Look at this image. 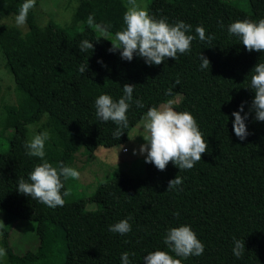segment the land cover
Masks as SVG:
<instances>
[{"label": "trees", "instance_id": "16d2710c", "mask_svg": "<svg viewBox=\"0 0 264 264\" xmlns=\"http://www.w3.org/2000/svg\"><path fill=\"white\" fill-rule=\"evenodd\" d=\"M248 1L249 11L230 0H151L148 13L157 20L164 18L170 25L183 21L194 36L195 28L203 26L206 36L215 38L208 43L197 36L188 53L149 66L135 54L127 61L120 50L109 52L111 42L86 23L91 15L112 34L123 30L124 0H78L70 22V27L78 23L73 32L52 20L39 25L32 10L22 32L1 20L16 16L24 0H0V50L21 91L16 104L5 106L4 128L11 127L12 133L8 149L0 152V206L5 212L0 233L9 260L51 264L59 241L61 259L56 264H121L124 252L130 264H144L143 257L158 250L181 264H264V121L250 111L255 92L249 88L251 70L264 63V53L247 51L227 31L236 21L264 19V0ZM83 40L92 42L93 49L80 52ZM200 54L210 61L209 69H201ZM81 65H87L83 74ZM124 84L135 85L133 101L126 113L129 126L116 139L118 126L96 116L95 101L105 94L118 101ZM168 89L171 94H166ZM172 96L174 110L195 118L208 145L193 168L179 170L169 162L159 171L145 163L141 176L117 169L86 198L63 197L64 206L54 209L17 191L18 181L30 182L29 173L44 160L54 167H71L80 148L91 153L97 146L127 142L147 110ZM242 103L249 133L243 141L232 130V113ZM32 122L49 136L43 160L27 155L26 125ZM176 175L182 185L166 190ZM61 179L63 195L66 181ZM87 201L96 206L85 208ZM129 217V233L109 231L110 225ZM18 218L35 220L38 235L36 247L22 254L11 250L8 239L9 227ZM182 225L190 226L203 243L202 255L176 257L164 244L167 231ZM234 239L245 244L240 258L233 255Z\"/></svg>", "mask_w": 264, "mask_h": 264}, {"label": "clouds", "instance_id": "9594fccd", "mask_svg": "<svg viewBox=\"0 0 264 264\" xmlns=\"http://www.w3.org/2000/svg\"><path fill=\"white\" fill-rule=\"evenodd\" d=\"M35 4L36 0H24L21 4L15 17L18 27L26 24L28 13ZM126 8L123 15L125 27L117 31L114 36L109 32L108 25L95 23L93 16L89 15L86 21L90 28L99 33L100 38L111 42L112 47L109 52L120 50L123 60L131 61L135 54L143 58L145 64L149 66L160 65L168 58L175 60L178 53H188L191 50L192 41L197 36L200 41L208 43L215 38L214 35L206 36L203 26L195 28L196 36H194L188 34L191 31V25L183 21L170 25L164 18L157 20L149 15L148 11L137 3V0H127ZM221 27H223L222 24ZM227 31L230 36L238 37L240 44L247 51L264 53V19L255 23L249 20L236 21L228 26ZM78 49L80 52L92 50L93 44L83 40ZM200 60L201 69H209L210 61L201 54ZM86 68L87 65H81L78 70L83 74ZM251 72L249 88L255 92V96L251 102L250 111L255 113L257 121H264V63H257ZM179 83L177 79L175 84ZM134 86L124 84V94L118 101H113L106 94L100 95L95 101L96 116L103 122L112 121L118 126L113 133L116 139H119L123 129L129 126L126 113L133 101ZM171 91L168 89L166 94H171ZM135 103L140 108L144 107L140 100H136ZM242 112H244L243 103L238 111L232 113L234 117L232 130L241 141L249 135L245 124L248 113L242 116ZM142 131L145 143L139 146V154L146 153L145 163L153 164L159 171L166 170L169 162L179 170L191 169L201 161V155L208 148L195 118L188 112L175 111L171 103L161 105L159 108L150 107L142 117ZM47 139H49L47 132L35 135L25 144L27 155L43 160ZM133 154H137V150L134 149ZM79 177L80 173L72 167L65 166L63 163L54 167L44 160L29 173L30 182H26L23 178L18 181L17 191L49 208L63 207L65 204L63 197L70 196L71 192L65 190L63 195L61 194V189L64 188L61 178L66 181L70 178L79 179ZM182 182V178L176 175L174 179L168 181L166 190L178 189ZM129 219L131 217L110 225L109 231L121 235L129 233L131 231ZM163 242L176 257L200 256L204 252L203 243L187 225L170 228ZM232 251L234 256L240 258L245 251L244 241L234 239ZM4 256H6V250L0 248V257ZM143 261L144 264H181L180 259L173 258L169 252L159 250L148 253L143 257ZM121 264H130L128 252L122 253Z\"/></svg>", "mask_w": 264, "mask_h": 264}, {"label": "rangeland", "instance_id": "374dc122", "mask_svg": "<svg viewBox=\"0 0 264 264\" xmlns=\"http://www.w3.org/2000/svg\"><path fill=\"white\" fill-rule=\"evenodd\" d=\"M127 3V0H124ZM241 9L249 11L250 4L248 0H230ZM78 0H36L35 7L31 10L35 15L36 22L43 26L49 20H52L61 26H69V31L77 27L78 23L70 27L71 19L73 18V13ZM151 0H137V3L145 10L148 11V6ZM14 15H9L7 18L2 19L1 22L14 25L17 28H20L22 32H25L28 27L25 24L22 27H18L15 23ZM95 34H98L94 29ZM111 33V32H110ZM112 34V33H111ZM115 34H112L114 36ZM21 96V91L15 87L11 72L9 71L8 66L5 63V57L0 50V152H4L9 147L8 137L12 133V128H4L5 118H6V105L16 104V101ZM175 97H169L163 103L159 104L157 108L161 105L171 103V106L174 109ZM46 115H43L44 119ZM27 127V137L30 141L35 135L44 133L45 131H39L37 122L28 123ZM136 129H139L137 132ZM132 137L129 138L127 142H124L123 145H127L129 152L125 153V149H122V156L129 157L134 159L133 168L125 167L123 164L119 163L116 160V157L105 152L106 150L101 151L102 146H97L91 153H87L84 148H80L78 152L74 155V161L72 163V168L76 169L80 173L79 179H68L66 180V190H70L71 195L67 196L68 199L75 198V196H89L95 187L96 183L112 177L114 171L117 169L128 170L134 176H141L145 172V156L146 153L141 155L139 154V146L144 144L143 140V131H142V118L137 124V128H133L130 132ZM134 133H139L135 134ZM117 147L118 145L112 146ZM137 150V154H133V150ZM120 161H124L121 159ZM96 206L95 202H85V208H94ZM4 210L0 206V222L4 218ZM35 220L27 218H18L11 223L9 227V245L11 250L14 253L22 254L27 250H33L38 244V235L35 227ZM61 247V242H57L56 247L53 250L52 256H50L51 264H56L61 259V254L57 250ZM0 248H3L1 243V233H0ZM4 249V248H3ZM0 264H35L34 260L26 259H14L9 260L6 256L0 257Z\"/></svg>", "mask_w": 264, "mask_h": 264}, {"label": "crops", "instance_id": "0c3cea01", "mask_svg": "<svg viewBox=\"0 0 264 264\" xmlns=\"http://www.w3.org/2000/svg\"><path fill=\"white\" fill-rule=\"evenodd\" d=\"M134 128H137V125ZM136 130H137V132H139V129H136ZM135 134H139V133H134V136H135ZM130 137H132V135H130ZM123 148H127V151H124L125 153H128L129 152V149H128L127 145H123V144L118 145V148L117 147H112V146L111 147H108V148H102L101 151L106 150L105 152H107L110 155L116 157V160L120 164L122 163L123 166H125V167H131V168H133L134 159L133 158H129V157L122 156L121 152H122V149ZM121 159H124V161H120ZM130 171H128V172H130Z\"/></svg>", "mask_w": 264, "mask_h": 264}, {"label": "built area", "instance_id": "2783aa9c", "mask_svg": "<svg viewBox=\"0 0 264 264\" xmlns=\"http://www.w3.org/2000/svg\"><path fill=\"white\" fill-rule=\"evenodd\" d=\"M125 149V148H124ZM125 151H127V149H125Z\"/></svg>", "mask_w": 264, "mask_h": 264}]
</instances>
